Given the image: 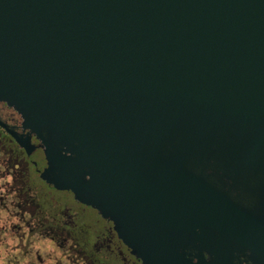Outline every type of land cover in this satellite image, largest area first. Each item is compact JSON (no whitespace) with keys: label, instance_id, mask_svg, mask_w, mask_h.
Masks as SVG:
<instances>
[{"label":"water","instance_id":"95a60500","mask_svg":"<svg viewBox=\"0 0 264 264\" xmlns=\"http://www.w3.org/2000/svg\"><path fill=\"white\" fill-rule=\"evenodd\" d=\"M0 101L143 264H264V221L194 171L264 168V0H0Z\"/></svg>","mask_w":264,"mask_h":264},{"label":"flooded vegetation","instance_id":"af4514ba","mask_svg":"<svg viewBox=\"0 0 264 264\" xmlns=\"http://www.w3.org/2000/svg\"><path fill=\"white\" fill-rule=\"evenodd\" d=\"M44 142L0 101V264H143L97 209L42 178ZM225 162V161H224ZM210 161L194 169L241 210L264 221V168ZM196 263L197 251L189 249ZM207 262L211 257L204 252ZM233 264H254L248 252Z\"/></svg>","mask_w":264,"mask_h":264}]
</instances>
